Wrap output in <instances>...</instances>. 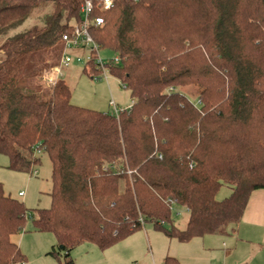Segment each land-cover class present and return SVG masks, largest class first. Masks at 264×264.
Returning <instances> with one entry per match:
<instances>
[{"label": "trees", "instance_id": "obj_1", "mask_svg": "<svg viewBox=\"0 0 264 264\" xmlns=\"http://www.w3.org/2000/svg\"><path fill=\"white\" fill-rule=\"evenodd\" d=\"M84 1L0 0V154L17 171L32 173L42 152L51 163L47 208L30 210L0 182V264L25 260L10 237L30 212L31 230L51 232L61 264H73L78 244L105 249L145 223L180 242L228 235L264 189V0H112L105 10L90 0L88 20L103 23L89 33L119 56L108 72L132 100L117 116L73 104L61 78L46 92L20 84L30 59L62 52ZM42 3L53 4L42 26L8 35ZM83 71L98 73L92 62ZM171 202L188 211L183 229Z\"/></svg>", "mask_w": 264, "mask_h": 264}, {"label": "rangeland", "instance_id": "obj_2", "mask_svg": "<svg viewBox=\"0 0 264 264\" xmlns=\"http://www.w3.org/2000/svg\"><path fill=\"white\" fill-rule=\"evenodd\" d=\"M52 3H42L32 9L29 17L8 35L18 31H24L44 24L47 16L52 12ZM3 39V38H2ZM0 39V43L1 40ZM63 46V44H62ZM63 48V47H62ZM53 55L39 54L29 60L20 84H24L26 92H34L33 86L46 92L45 79L41 74L47 68L46 58L55 63L52 75L56 74L59 67L61 43L55 46ZM88 49L84 50V55ZM99 55L104 59L113 56L108 48H101ZM3 59L0 53V60ZM58 78L63 79L71 90L70 101L78 106L98 111L109 112V101L121 109L132 103L129 90L123 88L120 81L112 75L107 79L101 75L100 79L91 78L83 71V65L73 63L68 66H60ZM57 78V79H58ZM45 85V86H44ZM42 93V94H41ZM43 97L45 93L41 92ZM40 163L33 168V172L17 171L7 167L8 158L0 154V182L6 194L22 201L30 210L47 208L50 205L49 192L51 190V163L46 153L40 154ZM36 171V172H34ZM23 192L19 196L18 193ZM229 190L223 185L218 191V200L228 196ZM188 211L184 206L173 203L171 205V223L180 229L185 228ZM32 213L28 215L25 230L13 234L10 239L18 245L24 255L23 262L15 264H61L64 252L56 244L55 236L51 232L31 230ZM169 227V223L163 224ZM55 249L58 254L48 253ZM73 264H163L165 257L175 258L180 264H236L237 259L254 257L257 261L264 258V242L236 241L231 235H205L196 237L187 242H180L175 238H168L161 229L154 227L152 223L143 226L117 241L113 245L100 249L91 242H82L70 252ZM226 260V261H225ZM253 261V264L256 262ZM257 264L260 261H257ZM238 264H245L244 261Z\"/></svg>", "mask_w": 264, "mask_h": 264}, {"label": "built area", "instance_id": "obj_3", "mask_svg": "<svg viewBox=\"0 0 264 264\" xmlns=\"http://www.w3.org/2000/svg\"><path fill=\"white\" fill-rule=\"evenodd\" d=\"M112 5V0H102L101 8L103 10L110 8ZM92 2L90 0H85L81 6V13L83 19L80 23H73L72 29L70 32L62 35V55L59 60L60 66H68L73 63L82 64L83 67L89 62L93 63L94 69L98 73L93 76L94 79H100L101 75L107 79L109 72L108 66L110 64H115L120 61L119 56L113 55L109 59H104L99 55L100 46L93 40L92 36L89 33V27L92 25L98 26L103 23V18L95 17L93 22L88 20V16L92 10ZM88 49V54L84 55V50ZM59 67L57 68V73L52 75V73L47 74L43 78L45 79L47 85H53L57 79V75L60 73ZM110 113L117 116L124 109H121L115 105L113 101H109ZM131 106V105H130ZM129 106V107H130ZM36 172V171H34ZM19 195H22L23 192H19ZM172 204V202H171Z\"/></svg>", "mask_w": 264, "mask_h": 264}, {"label": "crops", "instance_id": "obj_4", "mask_svg": "<svg viewBox=\"0 0 264 264\" xmlns=\"http://www.w3.org/2000/svg\"><path fill=\"white\" fill-rule=\"evenodd\" d=\"M129 106H127L126 108H129ZM228 190L230 193L229 188ZM231 235H233L237 242L240 240L249 242L252 240L255 241V239H257V243H260L261 241L264 242V189H256L251 192L241 220L236 225H233L230 228L228 237H230ZM243 261L245 264H253L252 262L255 260L254 257H248L247 259L238 258L236 264L242 263ZM257 261L263 263L264 258L262 260L261 258H259ZM257 261H255L256 264L259 263ZM178 264L180 263L178 262Z\"/></svg>", "mask_w": 264, "mask_h": 264}, {"label": "water", "instance_id": "obj_5", "mask_svg": "<svg viewBox=\"0 0 264 264\" xmlns=\"http://www.w3.org/2000/svg\"><path fill=\"white\" fill-rule=\"evenodd\" d=\"M59 248H62V245H60Z\"/></svg>", "mask_w": 264, "mask_h": 264}]
</instances>
